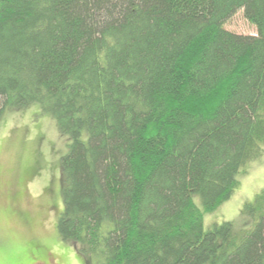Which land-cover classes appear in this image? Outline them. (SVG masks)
Wrapping results in <instances>:
<instances>
[{
    "label": "trees",
    "instance_id": "obj_1",
    "mask_svg": "<svg viewBox=\"0 0 264 264\" xmlns=\"http://www.w3.org/2000/svg\"><path fill=\"white\" fill-rule=\"evenodd\" d=\"M33 105L69 139L58 231L86 264H264V192L204 225L264 156V0H0V120Z\"/></svg>",
    "mask_w": 264,
    "mask_h": 264
},
{
    "label": "rangeland",
    "instance_id": "obj_2",
    "mask_svg": "<svg viewBox=\"0 0 264 264\" xmlns=\"http://www.w3.org/2000/svg\"><path fill=\"white\" fill-rule=\"evenodd\" d=\"M224 28L257 36L240 10ZM69 139L54 117L38 105L8 109L0 120V264H86L73 244L64 242L58 222L64 209L61 160ZM234 195L213 213L204 214L205 229L232 222L244 228L242 211L264 192V156L239 176ZM202 208L201 200L195 197Z\"/></svg>",
    "mask_w": 264,
    "mask_h": 264
}]
</instances>
